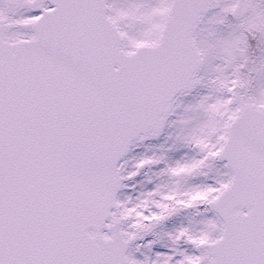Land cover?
<instances>
[{"label":"snow or ice","instance_id":"obj_1","mask_svg":"<svg viewBox=\"0 0 264 264\" xmlns=\"http://www.w3.org/2000/svg\"><path fill=\"white\" fill-rule=\"evenodd\" d=\"M0 264H264V0H0Z\"/></svg>","mask_w":264,"mask_h":264}]
</instances>
